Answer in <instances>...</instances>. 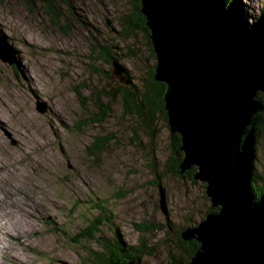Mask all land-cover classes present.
Returning <instances> with one entry per match:
<instances>
[{"label": "rangeland", "instance_id": "374dc122", "mask_svg": "<svg viewBox=\"0 0 264 264\" xmlns=\"http://www.w3.org/2000/svg\"><path fill=\"white\" fill-rule=\"evenodd\" d=\"M53 1L62 12L58 21L39 2L31 10L24 0H0V37L7 41V47L0 48V250L3 247L7 254L2 252L0 264H81L80 256L86 260L98 244L72 242L62 228L75 236L87 217L105 205L114 226L102 224L97 231L112 238L118 229L128 244L143 238L154 252L142 253L141 264H170L172 253L187 251L179 246L182 233L207 220L208 206L213 213L219 208L207 193L208 183L195 178L198 167L193 179L183 175L189 169L180 172L184 177L166 172L172 131L161 115L153 137L135 128L137 121L123 113L121 98L111 102L103 123L94 119L96 93L111 89L117 74L124 83L139 86L151 64L144 35L123 32L122 20L134 4L67 0L69 6L66 0ZM225 1L235 5L231 13L259 47L250 24L264 26V0ZM96 41L118 52L112 62L99 55ZM155 61L157 67V57ZM256 97L264 106V95ZM102 133L114 135L105 149L93 152L90 145ZM257 133L254 150L250 152L247 144L245 153L255 154L247 157L254 176L264 173V130ZM158 173L161 185L155 183ZM258 181V187L264 185ZM263 197L251 191L255 229L245 264H264V235L259 233L264 228V215L259 214L264 211L259 207L264 206ZM149 223L156 228L145 229ZM193 239L199 245L188 264L201 248L196 238L185 241ZM10 253H16L11 260Z\"/></svg>", "mask_w": 264, "mask_h": 264}, {"label": "water", "instance_id": "95a60500", "mask_svg": "<svg viewBox=\"0 0 264 264\" xmlns=\"http://www.w3.org/2000/svg\"><path fill=\"white\" fill-rule=\"evenodd\" d=\"M141 4L157 56L156 78L167 84L171 133L181 136L180 172L198 167L195 178L208 183L219 208L182 233L201 242L190 264H245L255 215L244 186L250 187V168L242 141L255 114L264 111L255 100L264 95V54L225 0ZM161 194L165 207L163 188Z\"/></svg>", "mask_w": 264, "mask_h": 264}, {"label": "trees", "instance_id": "16d2710c", "mask_svg": "<svg viewBox=\"0 0 264 264\" xmlns=\"http://www.w3.org/2000/svg\"><path fill=\"white\" fill-rule=\"evenodd\" d=\"M28 3L30 6V9L33 10L35 7L36 2L41 3L43 6H46V11L53 13L54 18L58 21L59 15L62 13L61 10H59L58 6L53 0H24ZM65 1V0H63ZM68 5L70 4L69 1H65ZM131 2L134 4L130 13L126 15L124 18L123 23V32L127 35H137V33H141L146 38L147 45L151 51L149 60L151 61V64L147 63V74L146 77H142L140 81V85H134L132 82L131 84L124 83V80H122L121 77L117 74V79H115L112 82V88L107 89L104 87L101 91L95 94V104L98 107L97 112L94 114V119L97 120L98 123H103L107 117L108 113L110 112L111 108V102L117 98H121L122 103L124 105L123 107V113L128 116V118L136 119L137 125L136 127H141L142 131L143 129L148 132L149 134L155 136L157 133V129L154 128L155 124L157 123L158 117L160 115L163 117L162 119L165 121V124L169 127L168 124V115L165 109V101L163 99L164 92L166 90V84L162 81L157 80L156 78V53L153 49L152 40L150 37V29L146 24V17L141 12V1L140 0H131ZM232 3L228 4V8H230V11H232L235 8V5H231ZM71 6V5H69ZM233 7V8H232ZM75 14V13H74ZM85 24V22H84ZM251 27H254V32L256 35L259 36L260 42H259V49L264 52V26L260 25V22L253 21L252 24H250ZM95 47L99 50V55L107 62H112L115 53H118L116 51H112V49L108 46H105L103 43H99L98 41L95 42ZM118 55V54H117ZM122 56L124 54H121ZM120 55V56H121ZM114 73V71H113ZM127 74V73H126ZM129 75V74H128ZM110 82V81H109ZM138 84V83H137ZM133 86V88H132ZM103 97L106 98V100L103 99ZM86 100V97H84ZM264 100V99H263ZM156 122V123H155ZM253 125L247 128V133L243 137L242 141V147H243V153H246V145L249 144V149L254 150L253 146V140L254 137L258 138L259 134L258 131L264 130V111L263 113H257V115L254 116L253 119ZM258 124V126L256 125ZM255 125L257 126V131L254 133ZM135 128L131 127V130H135ZM137 130V129H136ZM102 136L98 134L97 140L92 142V145H90L91 150L99 151L102 149H105V146L107 144V141L109 138L113 137V133H110V135H105L102 133ZM181 136L179 133H171L169 140L171 141V151H172V157L170 156V159L168 162L165 163L166 165V172L175 173L176 175L179 174L182 177H187L190 179H193L192 176L194 175L196 171V166L192 167L188 171H186L183 175L180 173L179 163L180 159L182 158V152L180 151V145H181ZM157 140V139H156ZM248 140V143H247ZM245 145V146H243ZM179 151V157L175 156V152ZM150 157L151 159H155L154 151L151 149L150 151ZM249 152V151H248ZM246 154V163L249 165L250 168V174L246 170V176L248 175V180L252 184V187L245 186V189H247L251 195V191H253L254 195L256 197L262 199V196H264V185H259L258 187V180H262L264 182V173H258L254 176V170L253 166L251 165L250 159H247V157H254V153ZM242 153V154H243ZM250 155V156H249ZM251 157V159H252ZM176 158V159H174ZM248 181V182H249ZM162 182V174L158 173L157 179L155 183L161 185ZM250 186V185H249ZM252 188V189H248ZM249 195V197H250ZM264 198V197H263ZM94 199V198H93ZM252 201V199L250 198ZM95 201V199H94ZM253 202V201H252ZM94 203V202H93ZM98 205V203H97ZM101 205V204H100ZM260 209L264 208V206H259ZM108 206L105 205L104 207H100L97 211V215H93L92 217L88 218V223L82 228L81 231H79L75 236H70L68 231H65V229L62 228L63 232L67 234L70 237V240L72 242L76 243H84L83 241H93L95 240L96 243L99 246V249H90V252H88V257L86 260H84V256H80L81 264H123L128 261L133 260L135 263L141 264V254H153L154 252L148 245V241L145 239H141L139 243L136 244H128L122 237L120 231L116 229L115 235L112 238H108L102 229H99L97 231V228H102L103 225H110L114 226V220L111 217V214L109 213ZM213 211L212 206H208L207 210L205 211V214H209V212ZM110 214V215H109ZM260 215H264V211H259ZM146 225V224H145ZM157 226V224H155ZM153 223H149L146 225L145 229H154L156 228ZM116 226V225H115ZM117 228V227H115ZM142 228V227H141ZM264 228L260 230L259 233H262L264 235ZM97 231V233H96ZM263 231V232H262ZM103 239V240H102ZM180 243L179 246L182 247V249L186 248V252L184 250L179 249L178 252H174L170 255V264H188L190 257L192 256L193 252L197 249L199 243L193 239L192 241H185V239H181L180 237ZM100 242H102V246L99 245ZM190 249H188V248ZM94 248V246L92 247ZM191 250V251H190ZM176 253V254H175ZM259 253V252H258ZM186 254L188 255V258L184 260V256ZM260 256H262L259 253Z\"/></svg>", "mask_w": 264, "mask_h": 264}, {"label": "bare ground", "instance_id": "6f19581e", "mask_svg": "<svg viewBox=\"0 0 264 264\" xmlns=\"http://www.w3.org/2000/svg\"><path fill=\"white\" fill-rule=\"evenodd\" d=\"M146 19V18H145ZM7 47V43H6V40L5 39H3V37H0V48H3V47ZM5 47V48H6ZM2 53H1V50H0V57L2 56L1 55ZM264 54V53H263ZM254 229H255V226H254ZM12 232V231H11ZM1 242V241H0ZM11 247H13V246H11ZM2 252H3V254L4 255H7L5 252H4V249H3V247L1 248V250H0V257H2ZM14 254H16V253H10V254H8V258H9V256L11 257V259H13V255ZM250 254V253H249ZM10 258H9V260H11ZM131 261H133V260H131ZM123 264H127V262L126 263H123ZM138 264V263H137Z\"/></svg>", "mask_w": 264, "mask_h": 264}]
</instances>
